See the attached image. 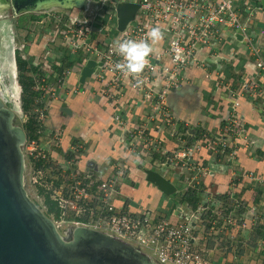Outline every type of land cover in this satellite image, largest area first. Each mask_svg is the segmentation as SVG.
Instances as JSON below:
<instances>
[{"label":"crops","instance_id":"obj_1","mask_svg":"<svg viewBox=\"0 0 264 264\" xmlns=\"http://www.w3.org/2000/svg\"><path fill=\"white\" fill-rule=\"evenodd\" d=\"M129 1L132 0H120L119 3ZM260 1L235 0L240 25L248 31L241 34L238 30L222 26L219 27L218 33L211 34L210 45L198 47L197 58L205 63L182 73V86L170 92L165 100L170 120L175 122H171V126L165 124L163 127L162 123L151 121V107L144 99L147 89L158 91L165 87L162 79H157L143 90L134 89L128 79H125L126 84H122L118 90L109 87L112 74L98 67L85 84L80 83L83 67L89 60L96 61V57L88 53V46L92 48L106 40L99 32L102 27L95 28L93 34L88 36L90 39H85L88 51L85 46L77 52L73 49H63L59 47L62 41L58 40L57 43L55 39V44L59 45H56V48L49 39L48 42L45 39L42 47L38 49L33 47V40L30 38V48L27 47L26 50L31 58L46 53L45 59L56 58V66L60 69L66 66L65 60H62L65 56H69L70 62L69 73L63 84H52L43 97L47 102V113L42 121V136L38 141L43 152L62 168L78 162V170L85 172L97 183L116 178L117 195L112 201L120 211L140 213L149 210L156 215L170 218L172 222L189 221L193 215L197 216L199 209L195 210L189 202H183L182 197L189 192V186L195 183L203 185L200 202L208 200L216 204L221 201V197L235 199L238 196L248 201L250 207L253 206L254 190L251 187L245 189L246 186L241 183L246 182L242 178L245 172L264 175V113L263 101L243 91V85L245 80L254 78L264 89V73L256 69V57L251 53V46L254 44L264 56V12ZM48 46L54 47L55 51H47L45 48ZM167 46L168 40L163 37L153 46L154 51L148 57L158 70L171 67ZM66 50L69 53H66ZM217 53L221 59L213 60L212 56L216 57ZM97 62L100 63L98 59ZM226 64L228 65L225 66ZM228 66H231L234 72L232 76L226 75ZM224 75L226 80H222ZM229 90H234L235 93L232 94ZM64 109H67L68 113ZM230 118L243 120L251 147L241 145L232 148V153L216 159L212 154H197L191 149L193 146L182 148L185 141L189 140H185V137L192 136L199 130L211 134L220 131L224 133ZM142 127L147 130L148 136L162 137L163 134L166 137L162 157L164 154L180 152L183 149L189 158H193L200 165L195 171H202L201 177H186V180H183L185 170L176 168L181 162L172 166L170 163L161 162V157L154 162L142 161L139 152L130 148L128 140L129 135ZM177 128L188 135L184 134L185 137L181 140L171 138L170 135ZM238 143L236 141V144ZM146 169H153L163 175L176 187V193L172 196L164 195L156 185L148 182ZM247 182L251 184V181ZM201 237L200 233L198 238L203 246L205 241L204 237ZM207 248L213 255L211 248L214 246ZM256 250L257 248L255 253ZM227 251L224 248L221 252L216 251L214 263L258 264L252 252H240V261L233 262V251Z\"/></svg>","mask_w":264,"mask_h":264},{"label":"built area","instance_id":"obj_2","mask_svg":"<svg viewBox=\"0 0 264 264\" xmlns=\"http://www.w3.org/2000/svg\"><path fill=\"white\" fill-rule=\"evenodd\" d=\"M132 2L141 6L136 19L124 32H118L116 8L119 2L112 0V7L102 19L104 28L99 31L106 40L92 48L87 45L89 51L85 39L89 40L88 36L93 34V31L84 27L79 28L77 21L68 23L54 36L57 41H62L60 47L63 49H73L77 52L85 46L88 53L102 63L101 68L112 74L109 86L111 88L119 90L122 84H126L125 79H128V83L134 89L143 90L157 79H162L165 87L157 89L158 91L147 89L146 101L151 107V121L169 124L171 116L165 106L166 93L171 88H179V78L182 73L205 63L197 58L198 47L210 45L211 34L218 33L219 27L233 28L241 34L248 29L240 25L235 0H132ZM153 27H159L163 37L168 40L167 54L171 67L158 70L153 66L152 60L147 58L142 73L135 78L124 76L115 68L117 63L122 62V57L117 51L118 41L144 40ZM244 37L248 40L246 36ZM251 53L256 57V69L264 73V56L254 44L251 46ZM215 56H212L213 60L221 59L220 54L217 53ZM56 79V86L63 84V78ZM137 80L141 81L139 87L136 86ZM243 91L263 101L264 113V89L261 88L260 83L254 78L245 80ZM108 93L112 94L110 91ZM226 126L233 132L241 131L243 128L240 121L234 118H230ZM146 132L144 127L135 130L129 145L134 147L140 141H144ZM32 143L35 146L37 142ZM188 157L184 153L182 158ZM64 180V177L63 179L56 177V182L44 181L41 184L43 195H47L56 204V215L48 217L57 229L66 223L70 224V229L87 227L107 233L150 256L156 264H215L211 258V250L207 248L206 243L201 245L196 234L198 220L196 215H193L189 221L172 222L170 218L156 215L149 210L140 213L120 211L112 201L117 195L116 178L97 183L85 172L77 169L70 183L67 184ZM262 182L264 183V180ZM254 218L258 220L256 215ZM234 247L231 245L232 260L239 262L242 256Z\"/></svg>","mask_w":264,"mask_h":264},{"label":"rangeland","instance_id":"obj_3","mask_svg":"<svg viewBox=\"0 0 264 264\" xmlns=\"http://www.w3.org/2000/svg\"><path fill=\"white\" fill-rule=\"evenodd\" d=\"M81 1L82 3L80 4V7L63 8L58 5H52L48 8H39L28 12H23L27 10H22L18 12L19 14H16L10 5L0 7V12H2L4 16L3 18H0V99L4 102L7 108L17 112L15 118L16 125L24 128L32 118L42 124L47 113L45 108L47 106L45 103L47 104V102L43 100V97L47 93L46 91L49 87L56 83V78L59 77L64 79L66 77L69 73L70 67V62H68L69 56H65V58L62 59L65 60L64 63L66 66L61 69L59 66H56V58L53 59L51 57L50 60L45 59L47 56L46 53H40L38 57L35 58L34 55V59L31 58V55L27 53L26 50L27 47L30 48V38L33 40V47L38 49L42 47L45 39L47 42L49 39V42H51L56 48V45H59L55 44L57 40L55 39L54 34L57 31L63 30L65 25L72 21H77L78 27L81 29L84 27L95 31V28H104L102 19L105 17L107 10L112 7V0ZM117 1L120 2V0H116V2ZM54 39L56 41H54ZM45 44L46 46L48 45L46 42ZM48 47L45 48L47 51H51L52 49L55 51L54 47ZM53 51L51 54H53ZM16 52L19 53L22 61L35 68L36 73L24 74V76L32 77L34 85L33 90H38L37 92L41 93L42 96V100H37V104L31 108L29 113H25L22 108V83L19 79ZM66 53H69L68 50H66ZM227 65L228 64L225 66ZM226 71V75L228 76H232L234 73L231 66L226 67ZM182 77L183 76L179 78V88H171V90L166 93L167 95L165 99L170 92L180 89L182 86ZM222 80H226L225 75ZM229 92L232 94L235 93L234 90H229ZM147 94L144 95V99L148 98ZM40 103H42V106L38 107V104L40 105ZM236 119H238L243 126L241 131L233 132L232 129L228 130L227 126H225L224 133L220 131L217 134H211L204 130H199L197 133L189 136L177 128L174 129L175 132L170 136L171 138L175 137L181 140L185 137L184 134H186L188 137H185V140L187 138L189 140L188 142L187 140L185 141V146L182 148L186 149L187 147L190 148V146H193L191 149L193 151L195 150L194 152H197V154L202 152L212 154L214 159H216L221 155L232 153V148H238L241 145L242 147L252 146L251 142L248 140V134H246L247 130L243 120L240 118ZM171 122L175 123L172 120ZM171 122L166 125L171 126ZM161 125L164 127L165 124ZM132 134L129 135V141H132ZM161 135L162 137L159 135L148 136L145 134L143 137L144 141H140L138 145L134 147L129 146L139 152L142 161L152 160V162H154V160L161 157V159H159L161 162L166 164L170 163L172 166L176 162H181L182 164L176 168L185 170L186 175H182L183 180H186V177H188V179L201 177L203 174L202 171H195V168L200 167V165L193 160V158H182L185 152L183 149L180 152L164 154L162 157V147L166 137H164L163 134ZM236 141L237 143L239 141V143L236 144ZM230 142H232L234 146H232ZM23 153L26 166V190L31 200L44 212L45 215L48 216L50 214L49 208L45 203V194H42L41 184H43L44 181H47L48 183L51 181L56 182V177L60 179H63L64 177V181L67 184L70 183L73 180L74 175H76L78 162L71 164V166H67L66 168L58 166L52 162L48 154L43 152L41 146H39V142L34 146L32 142L27 141L23 148ZM242 178H244L246 182L245 184L241 183V185H245V189L251 187L255 192L253 195V206L251 207L249 206L248 201L243 200L238 196L237 198L235 197V199L221 197V201H217L216 204H213L208 200L200 202L203 185L195 183L192 184V186H189V193L191 192L194 194L193 199L189 201L191 202L190 205L195 208L193 205L196 199L197 203H199L195 208V210L199 209L197 214L198 220L196 234L199 235L201 233L207 247L214 246V248H211L213 253V255L211 254L212 260L216 261V251L221 252L222 248L226 249V251L229 249L232 250L231 244H233L236 246L234 248L237 252L246 251L247 248H249L246 253H254L255 255L253 256H255L257 263L264 264V183L262 182L264 180V175L256 172H245L243 173ZM247 181H251V184ZM184 196L185 194L182 197L183 202H185L183 199ZM254 215L258 217V220H255L256 218H254ZM252 225L253 227L251 228ZM70 228V224L65 223L62 224L58 231L64 237L67 235V230ZM236 243L238 244L236 245ZM256 248L257 253L254 251Z\"/></svg>","mask_w":264,"mask_h":264},{"label":"water","instance_id":"obj_4","mask_svg":"<svg viewBox=\"0 0 264 264\" xmlns=\"http://www.w3.org/2000/svg\"><path fill=\"white\" fill-rule=\"evenodd\" d=\"M68 0H8L16 14L18 5L36 10L42 3ZM82 1L76 4L80 6ZM264 12V0L260 1ZM140 5L118 3L117 30L124 32L135 21ZM28 12V11H23ZM240 38V37H239ZM102 63L89 60L81 71L85 84ZM67 113V109H64ZM17 112L0 99V264H156L145 253L107 233L87 227H74L63 237L54 222L31 200L25 186L23 148L27 134L15 124ZM148 182L166 196L176 187L160 173L146 169Z\"/></svg>","mask_w":264,"mask_h":264},{"label":"clouds","instance_id":"obj_5","mask_svg":"<svg viewBox=\"0 0 264 264\" xmlns=\"http://www.w3.org/2000/svg\"><path fill=\"white\" fill-rule=\"evenodd\" d=\"M147 38L140 41L126 39L118 41L117 51L122 62L117 63L115 68L119 70L124 76H132L135 78L142 73L147 58L154 51V45L163 39V33L159 27H153L146 34ZM141 81L137 80L136 86L139 87Z\"/></svg>","mask_w":264,"mask_h":264},{"label":"trees","instance_id":"obj_6","mask_svg":"<svg viewBox=\"0 0 264 264\" xmlns=\"http://www.w3.org/2000/svg\"><path fill=\"white\" fill-rule=\"evenodd\" d=\"M16 59H17V67L19 71V79L22 83V108L25 113H29L31 108L34 107L37 103V100H42L41 93L34 91L33 90V81L32 77L30 76H24V74H29V73H36V70L34 67L27 65L24 61H22L20 55L18 52H16ZM42 103L40 105L38 104V107H41ZM24 129L27 134V141L29 142H38L39 139L42 136V130L43 126L40 122H37L32 118L25 126ZM41 166V165H39ZM43 194V193H42ZM194 194L193 193H186L184 196V201L189 202L191 199H193ZM45 203L49 208V215H56L57 213V208L56 204L53 203L50 198L45 195ZM191 203V202H189ZM197 199L195 200L194 207L196 208L197 206ZM48 215V216H49Z\"/></svg>","mask_w":264,"mask_h":264},{"label":"bare ground","instance_id":"obj_7","mask_svg":"<svg viewBox=\"0 0 264 264\" xmlns=\"http://www.w3.org/2000/svg\"><path fill=\"white\" fill-rule=\"evenodd\" d=\"M5 1H8V0H0V7H4L6 5ZM79 2H80V0H68V1H66L64 3L65 5H62L61 2H58V1L51 2V3L50 2L49 3H42V4H39L36 9L45 8V7L48 8V7L52 6V5H58V6H61L63 8H72V7H76V4L79 3ZM22 10H25V9L22 7V5H18L17 11L20 12ZM27 11H29V10H27ZM3 17L4 16H3L2 12H0V18H3Z\"/></svg>","mask_w":264,"mask_h":264},{"label":"flooded vegetation","instance_id":"obj_8","mask_svg":"<svg viewBox=\"0 0 264 264\" xmlns=\"http://www.w3.org/2000/svg\"><path fill=\"white\" fill-rule=\"evenodd\" d=\"M7 98H9L7 95H5Z\"/></svg>","mask_w":264,"mask_h":264}]
</instances>
